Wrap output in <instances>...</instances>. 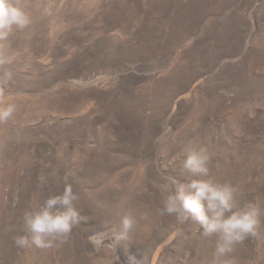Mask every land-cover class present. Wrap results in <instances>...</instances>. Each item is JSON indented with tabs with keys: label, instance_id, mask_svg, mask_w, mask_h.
<instances>
[{
	"label": "rangeland",
	"instance_id": "obj_1",
	"mask_svg": "<svg viewBox=\"0 0 264 264\" xmlns=\"http://www.w3.org/2000/svg\"><path fill=\"white\" fill-rule=\"evenodd\" d=\"M16 2L32 23L0 42L17 106L0 122V264H212L216 238L161 214L160 186L206 178L182 169L194 143L238 206L264 205V0ZM65 184L70 236L18 247L24 212ZM227 258L264 264V216Z\"/></svg>",
	"mask_w": 264,
	"mask_h": 264
},
{
	"label": "clouds",
	"instance_id": "obj_2",
	"mask_svg": "<svg viewBox=\"0 0 264 264\" xmlns=\"http://www.w3.org/2000/svg\"><path fill=\"white\" fill-rule=\"evenodd\" d=\"M32 23L30 14L16 0H0V42L6 41L13 29L24 30ZM17 111L14 103L0 99V122L10 120ZM184 156L182 169L194 177L160 186L166 193L161 214L175 215L180 223L194 218L200 225L201 235L215 237L212 264H235L228 259L235 246L250 236H255L264 216V205L259 200L238 206L237 188L228 182H219L210 176L208 167L211 155L206 146L189 143L181 150ZM43 179V178H42ZM79 196L71 184H65L63 192L44 199L42 206L24 212L26 233L15 238L20 248H49L54 242L64 243L79 223L80 210L76 206ZM135 224L131 216L121 221L123 234Z\"/></svg>",
	"mask_w": 264,
	"mask_h": 264
}]
</instances>
